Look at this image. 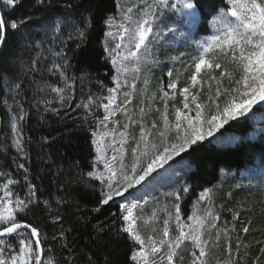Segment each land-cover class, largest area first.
<instances>
[{"label": "trees", "instance_id": "obj_1", "mask_svg": "<svg viewBox=\"0 0 264 264\" xmlns=\"http://www.w3.org/2000/svg\"><path fill=\"white\" fill-rule=\"evenodd\" d=\"M199 2L202 11L197 9L198 28L208 26L214 12L228 5V0ZM1 6L7 21L25 23L19 30H8L0 53V172L6 174L0 176V189L6 179L12 178L17 181L14 191L27 199V184L35 186L33 203L19 213L18 219L39 229L44 259L51 264H135L130 256L138 246L122 231L127 223L122 219L126 213L116 201L119 197L102 205L100 193L106 186L95 175H88L90 171L94 174L104 171L96 166L92 136L104 125L103 102L112 86L113 64L104 51L101 36L104 17L115 14V0H20L15 10L6 8L2 2ZM30 30L34 31L32 35ZM214 55L221 69L212 68L204 76L199 74L201 83L191 88L197 96L196 102L206 107H202L205 115L214 110L209 97L217 98V88L223 93L224 89L234 87L233 81L239 78L236 66L229 63L230 55L215 52L211 59ZM170 57L166 55L161 61ZM197 58L180 74L179 66L171 69L170 78H165L159 69L149 75L148 91L153 85L163 89L172 81L177 83V89H171V98L163 102L167 105L163 108L170 124L171 113L175 116L176 109L185 111L179 90L190 84ZM221 71L226 73L223 78ZM82 96L86 97L83 105L89 107L82 105ZM229 98L227 95L219 98L221 108ZM144 106L147 117L156 116L161 107L154 96L146 99ZM21 109L27 113L17 123L24 153H18L14 147L16 134L12 129V123L17 122L12 118H18ZM188 114L194 116L195 112ZM238 118L201 142L197 151L189 149L168 161L170 169H162L155 176L162 180L167 176V184L160 188L162 195L153 192L141 204L142 211L133 212L137 223L147 215V207L152 203L157 204L156 213L167 218L175 215L177 204L181 218L195 207L203 213L210 208L218 219L216 227L206 229L204 236L206 264H264V193L245 190L239 180L242 178L230 175L231 170L245 168L246 163L253 165L254 159L264 162V122L257 138L250 135L222 141L246 130L249 118ZM171 132H175L174 128ZM124 142L122 145L126 146ZM17 163L28 169L27 181ZM206 188L211 189L210 199L201 200L200 194ZM159 199L164 203L158 204ZM96 208L100 210L94 211ZM244 227L249 228L247 233ZM4 240L15 244L10 238ZM190 251L194 259L197 249L191 247Z\"/></svg>", "mask_w": 264, "mask_h": 264}, {"label": "snow or ice", "instance_id": "obj_2", "mask_svg": "<svg viewBox=\"0 0 264 264\" xmlns=\"http://www.w3.org/2000/svg\"><path fill=\"white\" fill-rule=\"evenodd\" d=\"M0 2L6 8L15 10L20 0H0ZM160 3L167 7L168 0H160ZM177 6V4L171 5L172 9H176ZM179 7L187 10L182 13L184 17L182 23L186 24L189 29H194L197 24V9H201L199 0H179ZM127 11L131 12L132 9L129 8ZM220 13L223 15H220ZM124 19L126 21L131 20V17L125 16ZM214 20L222 26V30L219 31V34L212 35L209 41L200 45L202 50L199 58L195 60V71L192 73L190 80L192 85L197 83V74L201 72L202 67L221 69V63L217 62L218 57L214 55L211 62L206 58L207 54L219 51L224 56L230 54L229 63H233L239 72V78L233 81L235 86L224 89L223 93H221L220 87L217 88V98L209 97L210 102L214 105V110H210L207 115L204 114L202 105L196 102L197 96L189 92V87L181 88L179 94L184 97L183 108L185 111L182 112L180 109H176L174 125L169 123L167 116H163V130L158 133L160 137L159 146L154 143L149 145L148 137L141 129L137 148L133 150L134 160L131 171L126 170L122 159L119 169L114 167L117 157L113 156L111 160H108L99 154L100 150L97 148L98 155L96 158L103 162L104 171L99 174L90 171L88 175H95V178L106 186V191L102 189L100 193V203L102 205H107L114 197L124 196L130 189L140 185L157 168H162L173 157L180 156L181 153H185L189 149L193 152L197 151L201 142L214 136L229 121L236 120L238 117H246L253 111L254 105L264 102V0H229V4L225 5L224 9L219 10ZM24 23L23 20L9 22L3 15H0V43L6 41L9 29L19 30ZM135 23L136 27L131 32L121 25L123 31L129 33L134 40L135 50L129 51L126 56L117 52L112 58L113 65L118 64V58L121 60L140 59V50L142 47H146V41L153 32V27L147 16ZM175 31H178V29L168 28V32ZM80 35L83 36L84 32L81 31ZM157 36L162 38L159 32H157ZM121 38L123 39V35ZM120 47L121 45H116L117 49ZM136 70H138V67ZM118 71H127V68L121 66ZM225 74V71H221L220 77L223 78ZM167 75L171 77L172 72ZM229 76L231 78V74ZM217 83L219 84V81ZM16 87L19 88L20 85L17 84ZM69 87L71 86L69 85ZM117 87H119L118 83ZM167 87L175 90L177 89V83L172 81ZM53 90L60 91L59 89ZM108 91L109 93H115L117 88H109ZM222 95L230 96V98L224 101L221 108L219 98ZM163 96L167 98L169 92L164 91ZM189 97H191V105H194V108L190 107ZM107 99L108 103L104 104L103 108L108 115H105L101 122L109 120V117L114 116L116 111L119 110L118 107L116 109L111 107L116 102L115 96L110 95ZM83 106L85 108L89 107L88 104ZM165 107H167L166 104ZM191 111L195 112L194 116L188 114ZM141 113H143V110H141ZM26 115L27 113L21 109L18 118L16 116L12 118L17 121L12 123V129L16 134L14 147L18 153H24V147L17 123L23 121ZM124 127L127 128L128 125ZM152 128L157 129L158 125L153 123ZM173 128L175 130L174 138L168 135L169 132L173 131ZM120 135L123 136L124 133H120ZM121 144H123V141H121ZM141 144L143 148H141ZM117 151L121 150L117 149ZM137 152L139 154H136ZM141 157L144 158L143 161H141ZM16 167L23 170L25 173L23 178L27 181L26 173L28 169L25 165L17 163ZM5 175V173L0 172V176ZM16 184V180L8 178L3 182L2 189H0V192H2V195H0V237H8L15 241V244H11L4 239H0V264H51L50 260L44 259L45 253L39 229L29 222L18 219L19 213L33 203V198L36 196L35 186L31 183L27 184V199H23L14 191ZM184 191L187 192L188 188L185 187ZM210 193L211 189H204L200 194V199H210ZM44 204L47 205L48 202L44 201ZM138 206L137 203L120 205L121 210L126 213L122 216V219L127 223L122 231L128 234L135 245H138V250L133 249L130 256L135 264H158L157 260L154 259L157 256L160 258V264L163 261H166V264H175L174 258L186 241L191 242L192 246L197 249L192 264H206L207 241L204 236L206 229L216 227L215 221L218 219L210 208L202 216L195 213L188 216L187 219L190 223L185 224L181 219L180 206L175 205L178 235L174 239L170 237L169 221L165 219L162 238L157 241L149 236L145 241L136 231V217L133 215V210ZM99 210V208L94 209V211ZM154 217L155 213H153ZM55 219L58 220L59 217ZM243 231L247 233L249 228L244 227ZM165 247L166 252L164 251ZM13 248L15 250L10 251ZM89 260H91V257H89Z\"/></svg>", "mask_w": 264, "mask_h": 264}, {"label": "rangeland", "instance_id": "obj_3", "mask_svg": "<svg viewBox=\"0 0 264 264\" xmlns=\"http://www.w3.org/2000/svg\"><path fill=\"white\" fill-rule=\"evenodd\" d=\"M116 2V11L114 15V20H111L107 24V30L105 34V39L103 42L104 51H106L107 57L112 61L113 56L116 55L117 52L121 53L122 55L126 56L129 51H134V40L129 35V33H126L123 31V28L121 25H123L124 28H128L131 32L136 27L137 21H140L144 19L146 16L151 21L153 32L149 35L148 40L146 41V47H142L140 50V59L137 60L136 58H129L128 60H121L118 58V64L113 65V77H112V86L111 88H117V91L115 93H109L106 96L103 105L108 103V97L110 95L116 97V102L111 107L113 109H116L117 107L119 110L116 111V114L114 116H110L109 120L104 121L102 126L98 127V130L95 135H93V143L95 148V154L97 153V148H99L100 152L99 154L105 157L108 160H111L113 156L117 157V161L114 164V167L119 169V164L121 159L123 160V163L126 166V170L131 171V165L134 160V154L133 150L137 148V142L140 140L141 136V129L144 130V134L148 137L149 145L156 144L157 146L160 145V137H159V131L163 130V116L165 115V108H163V105H165L164 102V91L169 92L168 98H171L172 90L169 89L167 86H165L163 89H160V93L158 90V86H152L150 90L148 91L146 89V86L144 85L145 81L148 80V75H153L154 69H157L156 66H158L161 59H163L166 55H171V57L176 58L177 60H181V57L184 56L183 53H181L180 50L177 52H170L172 54L165 53L166 51H169V45L171 46L175 40L176 42L178 39L182 38L185 39L186 37L183 36V34H180L179 36H176V39H174V33L175 32H168V28H170V25L173 24V22L176 21V24L179 26L176 28L178 29V32L185 31V27L181 21L184 19L182 13L184 9H181L179 7V0H168L167 7H164L160 0H115ZM172 4H177L176 11L173 9L172 11ZM229 4V0H228ZM230 6V5H229ZM131 8L132 11L128 12L127 10ZM173 12V13H172ZM220 15H223L220 13ZM125 16H130L131 20H125ZM231 19V18H230ZM214 26L211 29V32H207L204 34L205 36H201L198 38L197 47L200 48V45H202L204 42L209 41L212 35L219 34V31L222 30V26L214 21ZM198 24V23H197ZM174 28V27H172ZM198 29V28H197ZM74 32V28H73ZM157 32L161 33L162 38L157 36ZM34 31L30 30L29 35H32ZM200 32L198 31V34ZM123 35V39L121 38ZM170 43V44H169ZM121 45L119 49L116 48V45ZM161 44V45H160ZM21 45V43L19 44ZM163 45V46H162ZM161 46V47H160ZM115 50V51H113ZM200 50H195L192 52L191 57L187 61H183L182 64L179 66V72L182 73V71L187 70V67L192 66L194 57H198L201 52ZM219 52V51H215ZM214 52V53H215ZM213 53L207 54L206 58H208L211 62V55ZM230 55V54H229ZM197 58V59H198ZM196 59V60H197ZM175 61V60H174ZM182 61V60H181ZM195 63V62H194ZM113 64V63H112ZM121 66H124L127 68V71H118V68ZM138 67V70H136ZM159 68V67H158ZM208 67H202L201 72L199 73L201 76H204L209 72ZM195 71V67L193 64V72ZM144 73V74H143ZM146 73V74H145ZM143 74V75H142ZM199 74H197V83L195 85H192L191 81L188 86L189 92L192 95H195V92H192V87H198L202 81V79L199 78ZM164 76H166L164 74ZM179 78V75L177 76ZM180 79V78H179ZM177 80V79H176ZM168 81L165 80L164 84H166ZM117 83L119 84V87H117ZM7 85V84H5ZM159 94V98H157ZM152 96L156 97V99L160 102V109L159 112L156 114V116H148L147 113L145 114L144 111H146V106H144L145 100L150 98L152 99ZM184 99V97L182 96ZM88 99V98H87ZM86 100V97H81V103L83 105V101ZM79 101V103H80ZM127 101V103H126ZM188 102L190 103L191 107V97H189ZM258 105V104H257ZM254 105L253 107L257 106ZM203 108H206L202 105ZM193 108V107H192ZM141 110H143V113H141ZM183 112L184 110L181 109ZM191 111L190 113H192ZM135 114V117L133 116ZM204 114H206L204 112ZM105 115H108L107 112H105ZM133 116V118H132ZM250 116V113L247 115ZM117 119V123L114 122L115 118ZM114 118V119H112ZM170 122L171 124H175L176 117L171 113ZM242 118V117H241ZM111 119L113 120V124L111 123ZM239 119V118H237ZM261 120V119H259ZM157 122L159 124H157ZM153 123L158 125L157 129H153L152 125ZM111 124V125H110ZM128 125L127 128L124 126ZM258 128V124H257ZM259 129V128H258ZM120 133H124L123 136L120 135ZM168 135L172 138L175 136V132H169ZM107 136V137H106ZM114 138H113V137ZM110 138V139H107ZM125 141L127 145L124 146L121 144V141ZM95 141V142H94ZM119 147L121 151H117ZM124 146V147H123ZM141 148H143V145L141 144ZM122 151H124L122 153ZM115 152V153H113ZM136 154H139L138 152ZM126 157V159H125ZM262 157H264L262 155ZM261 157V158H262ZM125 159V162H124ZM143 157H141V161H143ZM171 163V162H170ZM170 163L165 164L162 168H157L155 172L152 173V178L149 176L144 181L141 182L140 185H136L133 189H130L128 193H125L124 196L119 197L122 199L124 204L130 205L132 203H137L138 205H141L144 203V200L148 198L151 194H154L153 192H157V194L162 195V191L160 190L161 186L167 184V176H164L165 179H158L155 177L158 172H160L162 169L168 171L170 169ZM257 163V162H256ZM264 162L263 160H260V165H262ZM259 164V163H257ZM255 164V166H257ZM96 166L100 168V170H104L103 162L96 159ZM250 169V168H249ZM260 169V168H259ZM251 170V169H250ZM250 170L246 169L245 173L241 177H245L246 179H240V183L243 184L242 188L245 190L247 189V185L250 183L253 184V187L250 189V191H256L258 193H261L260 188H257V183L263 182L264 183V171L257 174V173H251ZM256 171L258 169H255ZM252 171V172H256ZM259 180V181H258ZM245 181V182H244ZM252 181V182H251ZM239 183V184H240ZM240 184L239 186H241ZM159 186V188H158ZM264 186V184H263ZM163 197V196H162ZM160 202L158 204L164 203L163 199H159ZM156 205L149 204L147 207V213L151 214L153 217V213L156 215ZM195 210L191 211L185 218H181L182 221L187 224L190 223L188 221L187 217L190 215H193L194 213L197 215H203L201 209H198V207L194 208ZM208 209V208H207ZM206 211V210H205ZM163 212V211H162ZM170 221V237L175 238L176 235H178L177 231V224L175 221V215L171 214L170 218H168ZM150 230L143 232L141 234V238L147 241L148 237L151 236L153 239H156L157 241L162 238V230H158L156 227L149 228ZM161 229V228H159ZM138 246V245H137ZM192 244L191 242L186 241L185 244L181 247V249L178 250V255L174 258L175 264H192V258L190 256V249ZM138 250V249H137ZM164 251L166 252L167 249L165 247ZM154 259L157 260L158 264H160V258L159 256L155 257ZM162 264H166V261H163Z\"/></svg>", "mask_w": 264, "mask_h": 264}, {"label": "bare ground", "instance_id": "obj_4", "mask_svg": "<svg viewBox=\"0 0 264 264\" xmlns=\"http://www.w3.org/2000/svg\"><path fill=\"white\" fill-rule=\"evenodd\" d=\"M1 7L2 6H1V2H0V15H2V9H1ZM172 11H173V9H172ZM175 11H176V9H175ZM218 13L219 12H216V11L214 12L213 16L209 20V22H210L209 25L206 26V27H203L202 26V27L198 28V24H196V26H195L194 29H189V27L186 24H183L182 23V21H183L182 20L181 23L184 26H186L184 28L185 31H183V32L176 31V33H174V39H176V36H179L180 34H183V36H185L186 38L185 39L180 38V39H178L177 42L175 40L173 43H171L172 44L171 46L169 45V48H170V49H168L169 51H166L165 52V53H167V52H171V51H176V50L178 51V50H180L181 53L184 54V56L181 57V60L182 61L181 60L174 61L173 58L170 57V58H168V60L165 59L163 61H160L159 64H158V66H156L157 69H154L153 71H156L158 69L160 71L163 70V76L165 74L166 75V76H164L165 78H170L167 74L171 71V69L178 68V66H180L182 64V62L186 60V58L188 60L191 57L190 54H192L193 51L200 50V48L197 47L198 38L201 37L202 35L206 34L207 32H210L211 31V29L214 26L213 25L214 24L213 19H214V17L217 16ZM114 15L115 14H107L106 17H104V19L102 21V36H101L102 39H105V34H106V30H107V24L111 20H114V18H113ZM178 26L179 25L176 24V21H175V22H173V24L170 25V28L174 27L176 29ZM198 31L200 32L199 34H198ZM4 43H0V53L2 51V48L4 46ZM52 70L49 72V74L52 73ZM147 79L148 80H146L145 83H144V85L146 86V88H148L151 85L150 76L149 75H148V78ZM158 90H159V93H160V89H158ZM158 97H159V94H158ZM259 119H261V120H259ZM262 122H264V108H258L257 109V112H255L254 109H253V111L250 112L249 119L246 122V130L243 133H240V134L230 135V136L226 137V140L224 138V139H222V141L225 142V141L228 140V142H231V141H233L235 139L245 138V137L250 136V135H251V137H256L257 138L258 135H259V129L258 128L261 126V123ZM0 124H1V127H2L1 117H0ZM257 124H258V128H257ZM0 135H1V133H0ZM262 147H264V146H262ZM256 162L259 163V164H257ZM251 164H253V165L249 166L250 164L249 163H246V167L245 168H239V169H236V170H231L230 171V175L231 176L237 175L238 177H241L246 172L245 171L246 169H248V170L251 169L250 170L251 173H257V174L259 173L260 170H261L260 173L264 171V163L262 165H260V162L256 161V159H254V160L251 161ZM255 164H257V166H255ZM255 169H258V170L256 171ZM252 171H256V172H252ZM241 178L243 180L246 179L245 177H241ZM263 184L264 183L262 181L259 182V183H257V188L258 189L260 188V190H261L262 193H264V186H263ZM246 187H247L246 190H250L253 187V184L252 183L251 184L249 183ZM102 189L106 191V187H104ZM114 199H116V198L114 197ZM116 201H117V204H118L119 207L123 203L122 199H120V198L119 199H116ZM139 211H142V206L141 205H139L137 208H135L133 210L134 213L139 212ZM165 219L168 220V218L165 217L164 215H162L161 213H156V215H155L154 218L152 217L151 214H148L147 213V215L142 216L141 220L139 219L137 221V223H136V231L138 232V234L141 235L142 234V231L143 232H146V231L150 230L149 228H153V224H154V227H156L159 231L160 230L163 231ZM169 226H170V223L168 224V228L170 229ZM159 228H161V229H159Z\"/></svg>", "mask_w": 264, "mask_h": 264}, {"label": "water", "instance_id": "obj_5", "mask_svg": "<svg viewBox=\"0 0 264 264\" xmlns=\"http://www.w3.org/2000/svg\"><path fill=\"white\" fill-rule=\"evenodd\" d=\"M0 133H1V124H0ZM4 238H8V237H0V239H4Z\"/></svg>", "mask_w": 264, "mask_h": 264}]
</instances>
